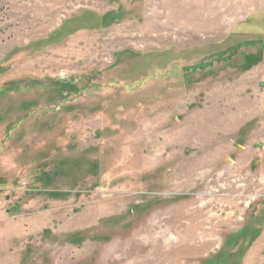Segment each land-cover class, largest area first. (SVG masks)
Returning a JSON list of instances; mask_svg holds the SVG:
<instances>
[{
	"label": "rangeland",
	"instance_id": "obj_1",
	"mask_svg": "<svg viewBox=\"0 0 264 264\" xmlns=\"http://www.w3.org/2000/svg\"><path fill=\"white\" fill-rule=\"evenodd\" d=\"M0 264H264V0H0Z\"/></svg>",
	"mask_w": 264,
	"mask_h": 264
}]
</instances>
